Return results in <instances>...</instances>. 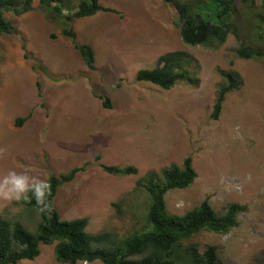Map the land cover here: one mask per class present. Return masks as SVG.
Returning a JSON list of instances; mask_svg holds the SVG:
<instances>
[{"label": "rangeland", "instance_id": "rangeland-1", "mask_svg": "<svg viewBox=\"0 0 264 264\" xmlns=\"http://www.w3.org/2000/svg\"><path fill=\"white\" fill-rule=\"evenodd\" d=\"M79 2L63 0L60 6L70 13ZM256 2L238 16L241 39L230 35L218 49L186 45L177 9L163 0H140L138 11L147 16L138 23L128 22L125 11L78 19L72 24L75 40L94 47L95 70L39 0L21 16L5 12L15 32L0 35V181L15 171L31 187L84 167L59 188L56 208L64 220L89 218L88 233L110 232L123 242L141 228L148 211L149 196L139 180L192 157L197 177L190 187L166 195L169 212L183 216L205 200L218 214L232 203L246 205L229 233L204 232L193 242L201 250L216 245L222 264H264V56L238 55L242 43L264 51V0ZM29 44L67 54L45 65L33 58ZM175 50L200 63L198 87L181 82L164 90L136 80L139 70L155 67ZM218 69L236 71L244 82L227 95L214 120L223 82ZM99 96H108L112 107L105 108ZM102 165L135 166L138 174L115 176ZM0 214L37 231L39 215L21 201L0 198ZM55 245H42L38 258L20 264H61Z\"/></svg>", "mask_w": 264, "mask_h": 264}, {"label": "trees", "instance_id": "trees-1", "mask_svg": "<svg viewBox=\"0 0 264 264\" xmlns=\"http://www.w3.org/2000/svg\"><path fill=\"white\" fill-rule=\"evenodd\" d=\"M35 0H0V35L15 32L14 25L5 17L12 11L21 16L33 8ZM41 6L62 26L65 36L74 42V47L85 59L87 66L95 70L96 56L90 44H79L72 30L74 21L92 17L99 12H115L103 6L101 0H80L73 12H64L61 0H39ZM173 4L179 13L178 28L186 45L204 46L218 49L230 35L241 39V9L257 7L256 0H163ZM241 12V13H240ZM240 14V15H239ZM242 16V15H241ZM264 23V14L260 15ZM25 46V45H24ZM25 49V47H24ZM241 59H260L264 51L242 43L238 49ZM28 57V55H26ZM200 63L186 51L169 52L161 56L153 69H141L137 72L138 82H148L164 90H170L181 82L198 87ZM223 82L217 87L212 118L218 120L228 94L239 90L243 78L236 71L218 69ZM103 106L112 107L108 96H99ZM21 119L19 124H23ZM101 157L98 156L97 160ZM105 172L115 176L138 174L135 166L117 167L102 165ZM85 168H75L68 174L51 175V210L41 213L37 201V185L29 187L27 193L31 202L21 201L30 211L39 215L36 233H32L18 222L0 214V264H19L21 261H33L41 255L42 245H55V257L61 264L79 262L103 264H222L219 249L208 244L203 250L193 239L204 232L227 234L236 228L238 216L247 211V206L232 203L224 214H218L212 204L205 200L185 215L169 212L166 195L173 190L190 187L197 177L192 157H187L182 165L172 164L160 172H149L139 180L138 186L149 196V207L141 228L133 232L123 242H116V236L110 232L88 233L89 219L78 218L64 220L55 206L59 188L72 182ZM38 206V207H37Z\"/></svg>", "mask_w": 264, "mask_h": 264}, {"label": "clouds", "instance_id": "clouds-1", "mask_svg": "<svg viewBox=\"0 0 264 264\" xmlns=\"http://www.w3.org/2000/svg\"><path fill=\"white\" fill-rule=\"evenodd\" d=\"M177 27H178V24H177ZM179 33H180V30H179ZM197 46H200V45H197ZM25 49H26V46H25ZM175 51H182V50H175ZM170 52H174V51H170ZM167 53H169V52H167ZM95 56H96V53H95ZM159 58H158V60H159ZM157 63H158V61H157ZM157 63H156V65H157ZM155 67H153V68H155ZM153 68H151V69H153ZM182 83H186V82H182ZM23 177H26V175H18L15 171H10L8 173V175L5 176L2 181H0V198L4 199L6 201H9V202L24 201V202L30 203L31 197H29L27 194L29 192V186L27 185V183L25 182ZM33 178H35V177H33ZM35 179H38V178H35ZM39 181H40V183L37 185V201H38V204H43L44 206L43 207L37 206V207H38L39 212L47 213V212H50L51 206H50V202L45 203V200H46V197L51 195V185H50V183H48L46 181H42V180H39ZM89 222H90V220H89ZM84 263H86V262H84Z\"/></svg>", "mask_w": 264, "mask_h": 264}, {"label": "crops", "instance_id": "crops-1", "mask_svg": "<svg viewBox=\"0 0 264 264\" xmlns=\"http://www.w3.org/2000/svg\"><path fill=\"white\" fill-rule=\"evenodd\" d=\"M139 3H140V0H122V1H120L118 6H112V5L109 6V5L105 4L103 6H105L106 8H110V9L114 10L115 12H99L95 16L100 15L102 17L106 13H116V12L121 13L122 11H125V13L127 14L126 17L128 16V20H127L128 22H131V24L132 23H138L143 18H145L147 16L146 14L140 13L138 11V10H141V8H142V6H140ZM129 15L132 17L130 18ZM129 18H130V20H129ZM134 18H136V21L134 20ZM113 19H115V18H112V17L110 18L112 23H113V21H116ZM80 44H85V43H80ZM27 48L28 49L32 48L35 51V53L33 51H31L34 54V58H36V59L40 58L41 62H43L45 65L51 63V59L57 58L63 54H67V52L63 51L62 49H60L59 51L58 50H51L50 51V50H47L46 47H39V45H35V44H32L31 46L29 44V45H27ZM79 54H80V52H79ZM80 56H81V59L84 60V58L81 54H80ZM96 61L98 62L97 53H96ZM52 73H54V69H53ZM25 261H28V260H25Z\"/></svg>", "mask_w": 264, "mask_h": 264}, {"label": "bare ground", "instance_id": "bare-ground-1", "mask_svg": "<svg viewBox=\"0 0 264 264\" xmlns=\"http://www.w3.org/2000/svg\"><path fill=\"white\" fill-rule=\"evenodd\" d=\"M23 107V106H22Z\"/></svg>", "mask_w": 264, "mask_h": 264}]
</instances>
